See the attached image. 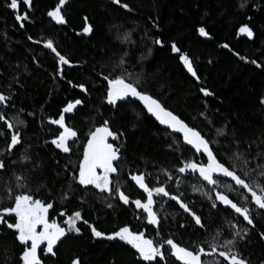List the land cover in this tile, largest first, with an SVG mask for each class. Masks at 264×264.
<instances>
[{
  "label": "trees",
  "instance_id": "16d2710c",
  "mask_svg": "<svg viewBox=\"0 0 264 264\" xmlns=\"http://www.w3.org/2000/svg\"><path fill=\"white\" fill-rule=\"evenodd\" d=\"M6 3L8 0H0V93L11 95L12 104L6 108L0 105V114L15 124V114L19 113L25 124L18 126L23 144L13 149L15 155H9V132L0 122V132L5 134L0 135V159L6 161V169L0 171V208L9 203L6 189L11 188L12 195L18 191L15 172L26 177V190L35 198L60 202L69 215L80 211L83 219L99 231L108 234L134 225L131 211L117 200L109 194L87 193L69 176L78 172L89 132L107 119L112 131L123 133L116 141L120 163L111 178L113 183L117 178L119 184L126 183L128 172H144L152 183L166 184L172 194L180 195L202 217L205 227L196 228L174 201L166 202L160 214L162 238H172L190 248L198 244L210 248L209 242L217 233L220 239H229L232 222L241 223L232 210L211 208L204 193L214 198L213 193L198 176H181L179 184L175 180L181 175L175 171L179 158H192L187 146L176 140L178 134L160 125L138 101L118 102L117 108L105 104L106 82L102 75L122 74L116 65L126 52V79L197 128L212 142L220 160L227 162L237 149L233 141H239V150L249 158L250 166L256 167L264 162L259 157L252 161L257 152H264V105L259 103L264 97V0H247L244 8L238 6L244 0H121L128 5L127 10L111 0H67L61 9L64 25L54 24L46 15L59 0H32L30 22H25L23 29ZM20 5L16 14L27 9L22 0ZM85 17L92 27L89 35L82 32ZM244 25L253 31L252 39L238 33ZM201 26L208 37L199 36L197 28ZM29 36L41 43H31ZM156 39L164 41V46L157 45ZM47 40L73 64L71 68L64 66L63 80L55 74L54 54L43 47ZM172 42L180 52H171ZM224 44L228 48L222 47ZM181 54L190 59L199 82L186 73L179 60ZM251 60L261 67L246 62ZM69 80L84 84L88 94L69 86ZM201 87L214 95L203 97ZM75 99H81L83 105L77 106L66 123L77 132V143L70 156L64 158L49 144L55 129L47 121L57 119L61 109ZM217 128H224L226 135H218ZM21 152L30 161L21 162ZM165 172L173 179L168 180ZM194 184H200L201 190L194 191ZM65 191L67 199L63 198ZM105 197L111 199L113 208L106 207ZM239 197L241 193L236 192L237 200ZM244 206L249 207L255 227L248 229L238 224L240 230H248V235L245 243L238 242L241 245L237 248L249 264H259L264 260V242L260 239L264 234V211L248 202ZM78 227L80 235L70 233L54 250L56 256L41 258L42 264H71L76 258L81 264H140L128 245L120 241H93L86 224L79 222ZM22 248L13 231L0 225V264H19Z\"/></svg>",
  "mask_w": 264,
  "mask_h": 264
},
{
  "label": "snow or ice",
  "instance_id": "6c2138e0",
  "mask_svg": "<svg viewBox=\"0 0 264 264\" xmlns=\"http://www.w3.org/2000/svg\"><path fill=\"white\" fill-rule=\"evenodd\" d=\"M66 2L67 0H59L55 8L46 13L57 25L66 24V20L61 12L62 6ZM111 2L119 4L121 8L128 9V5L121 3V0H111ZM246 3L247 0H244V3L238 6L244 8ZM22 4L27 6L23 14H16L21 6L20 0H8V3L5 5L6 8L13 10L14 18L21 29L25 27V22H30L28 13L32 10V0H22ZM84 19L85 24L82 32L84 35H89L92 32V27L87 22V17ZM248 19H251V17ZM197 32L201 37L209 36V33L203 26L198 27ZM238 33L246 35L249 39H252L254 35L251 28L247 25L241 26L238 29ZM27 39L33 44L41 43V41L34 40L31 36L27 37ZM155 43L161 47L164 46V41L161 39H156ZM43 47L54 54L56 60L55 74L63 80L64 66L71 68L73 67L72 62L57 51L51 40L44 41ZM222 47L228 48V45L224 44ZM171 52H180L175 42L171 43ZM126 55V52L123 53L116 65V67L121 69L122 74L113 77L102 75V80L106 82L103 102L112 108H117L119 106L118 102L128 101L129 99L138 101L143 106V110L151 117H154L160 125L165 126L170 133L178 134L176 140L182 141L183 145L187 146L186 150L192 153V158H179V166L175 168V171L181 175L175 177L177 184L181 182V176H187L188 174L198 176L199 181L203 182L215 194L213 198L208 193H204L211 201V208L216 209L218 204L226 206L238 218H242V221L246 222L248 226L254 228V218L250 213L249 207L234 202L227 193L240 192L242 190V200L255 205L256 209L264 210V162L258 164L256 167H251L249 158L243 151L239 150V141H233L237 145V149L228 157L227 162L220 160L214 152L212 142L197 128L190 126L178 115L163 107L159 100L139 90L136 83L125 78V74H123V66L125 64L123 56ZM240 59L244 60V57H240ZM179 60L187 72L199 82V77L188 56L181 54ZM246 62L254 64L257 68L261 67L255 60ZM67 83L71 87L78 88L80 92L88 94V89L84 84L76 85L71 80L67 81ZM199 91L203 97H212L214 95L206 87H201ZM259 103L264 105V97L260 99ZM10 104H12V96L0 93V105L6 108ZM82 105L83 101L81 99L69 101L61 109L57 119H48L47 121L49 124L58 126V135L51 139L50 143L62 153H70L71 146L69 141L75 143L77 139V132L68 126L65 114H72L77 109V106ZM15 115L17 119L14 124L6 115L0 114V122H3L8 132L11 133L10 141L7 142V152L9 155H15L13 149L23 144L18 126H23L25 121L19 119V113ZM28 115L31 116L32 113H28ZM201 115L203 116V113ZM216 133L220 136L226 135L224 128H217ZM0 135L5 134L0 132ZM122 136L123 133H116L110 129L107 119L100 126H96L94 130H91L86 144L83 145L82 159L79 160L78 172L69 173L71 181L74 184H78L81 188L86 189L88 186H91L99 193H107L111 198H118L125 206L134 205L135 209L142 213V215L137 216V219L144 220L147 226L159 229L161 219L155 207L158 203L155 198H162L174 201L179 206V209H182L195 222V225L204 228L205 225L202 222V217L184 202L180 195L172 194L162 183L158 186H149L146 183L148 174L144 172L132 173L130 175L131 181L141 190L142 198L130 201L129 197L118 186L119 178L113 183L110 177L117 173V167L114 166V162L120 160V148L115 147L110 140L119 141ZM176 140L173 142L175 143ZM46 143L48 142L46 141ZM176 151H180V149L177 148ZM258 157L264 159V152H257L256 156L252 157V161H255ZM19 160L27 162L30 161V157L25 152H21ZM10 163L15 164L16 161H10ZM5 169L6 161L0 159V170ZM25 171L28 170L25 169ZM164 175L168 180L173 179L167 172ZM13 176L15 187L18 191L15 195H12V189H6V198L9 200V203L7 206L0 208V225L12 230L15 240L19 245L23 246L18 257L19 264H42L41 257L38 255V249L54 256L53 249L57 245V242L62 241V238H65L70 233L80 235L81 229L77 226L78 222L87 225L93 241L98 239L120 241L130 246L131 249L135 250L140 264H248L247 259L242 256L236 246L238 242L244 241L248 235L246 228L232 232L231 238L225 239L219 244L217 241L220 240V234L217 233L213 237V240L209 242L211 252H205L203 247H185L174 242L172 238L161 239L160 241L147 238L143 231H132L127 225L106 234L97 230L87 220H84L80 211H75L68 216L63 221L64 226H62L55 219L51 221L49 219V209L53 208V203L35 198L30 190H26L28 185L26 177L23 174H16L14 172ZM220 177L227 178L231 183H223L218 179ZM221 188L226 189V191H221ZM193 190H201L200 184H194ZM63 198H68L67 191H65ZM104 199L106 207L113 208L111 199L108 197ZM159 207L164 208L165 205L160 203ZM60 215L64 216L65 213L61 212ZM261 215H264V213H261ZM10 220L12 222H9ZM180 227H184V225L181 224ZM231 227L236 228L237 224H232ZM156 234L159 236V231ZM260 239L264 240V234L260 235ZM41 245L46 246L41 248ZM218 247L221 250L217 251ZM212 255H218L222 259L219 261H206L203 259L205 256ZM71 264H81V262L76 258L72 260Z\"/></svg>",
  "mask_w": 264,
  "mask_h": 264
},
{
  "label": "flooded vegetation",
  "instance_id": "af4514ba",
  "mask_svg": "<svg viewBox=\"0 0 264 264\" xmlns=\"http://www.w3.org/2000/svg\"><path fill=\"white\" fill-rule=\"evenodd\" d=\"M47 18H49L48 16H47ZM50 19V18H49ZM50 21H52L51 19H50ZM54 24H55V22L54 21H52ZM75 111V110H74ZM73 115V113L72 114H65V117L67 118V117H71ZM53 127H54V132H53V135H52V137L50 138V139H53L56 135H58V126H56V125H53ZM8 131V130H7ZM10 136H11V133H9V141H10ZM50 141L51 140H49V144L51 145V143H50ZM110 142H112L113 144H114V146L115 147H117V144H116V141H111L110 140ZM76 143H77V140H76V142L75 143H72L71 141H69V144H70V146H71V151H70V153H62V152H60L58 149H56L55 148V146L54 145H51V147H52V149L55 151V152H57L58 154H60L61 155V157H64V158H68L69 156H70V154L75 150V145H76ZM119 148V147H118ZM198 159V158H197ZM202 162V161H201ZM120 163V160L118 161V162H114V166H118V164ZM132 173H137V172H128L127 174H126V183L125 182H122L121 184H119L118 186L121 188V190L125 193V195H127L128 197H129V199H130V201L131 200H134V199H137V198H142V192H141V190L135 185V183L133 182V181H131V179H130V175L132 174ZM115 175V174H114ZM113 176V175H112ZM112 176L110 177V179L112 178ZM221 179H225L227 182H224V183H226V184H229V183H231L227 178H223V177H220ZM146 183H148L149 184V186H158L159 184H154V183H152V180H151V177H149V176H147V179H146ZM165 187H166V189L168 190V188H167V185L166 184H163ZM110 187H111V185H110ZM82 190H86V192L87 193H90V191H95V193H97V194H100V195H102V193H99L97 190H95L94 188H92L91 186H88V188H82ZM169 191V190H168ZM222 191H226V189H223ZM242 192V190L240 191V193ZM103 194H107V193H103ZM215 194L213 193V196H214ZM228 195H229V197L231 198V199H233V201L234 202H237L238 204H242V205H246V202L247 201H244V200H242L241 199V197H239V199L237 200V198H236V192H228ZM244 195H247V194H244ZM38 199H40V198H38ZM113 199H115V200H117L118 201V203L123 207V208H126V209H128V210H130L131 211V214H132V216L134 217V219H133V224L134 225H131L130 226V229L132 230V231H136V232H139V231H143L144 233H145V235H146V237L147 238H150V239H155V240H157V241H160L161 239H167V238H162L163 236H162V233H163V229H162V226H163V220H162V217H161V209H163V208H160L159 207V204L160 203H163V204H165L166 202H168L169 200H166V199H162V198H155L157 201H158V203H157V205L155 206L156 207V210H157V212H158V214H159V216H160V219H161V225H160V227H159V229H157V228H154V227H152V226H147L146 225V222L144 221V220H141V219H137V216L138 215H142V213L141 212H138V210H136L135 209V207H134V205H129V206H125V205H123L119 200H118V198H113ZM250 199V198H249ZM42 201H44L43 199H41ZM44 202H46V201H44ZM218 203V202H217ZM249 203V202H248ZM252 205V204H251ZM176 206H177V204H176ZM218 206H220L221 208H223V209H228V210H231V209H229V208H227L226 206H222V205H219L218 204ZM252 206H254L255 207V205H252ZM262 211H264V210H262ZM61 212H64L65 213V215L64 216H61L60 215V213ZM232 212V211H231ZM234 215H236L235 213H233ZM68 216H70L69 214H68V211H67V209H63L62 208V204L60 203V202H58V203H56L55 202V204L53 203V208H51V209H49V219H50V221L52 220V219H55L56 220V222L58 223V224H61L62 226H64L63 225V221L68 217ZM237 217V216H236ZM238 218V217H237ZM238 219H240V221H241V223L240 222H236V221H233L232 222V224H237V227L236 228H230V233L229 234H231L232 232H234V231H240V228L238 227V224H243L244 225V227H247L248 229H250L252 226H248L247 224H246V222H243L242 221V218H238ZM79 223V222H78ZM192 223L194 224V226L196 227V228H199L200 229V227L199 226H197V225H195V222L194 221H192ZM78 226V225H77ZM243 227V229H245ZM157 231H159V233H160V235L158 236L156 233H157ZM69 236V234L66 236V237H68ZM65 237V238H66ZM65 238H62V241L65 239ZM231 238V237H230ZM246 238H247V236H246ZM246 238H245V240H244V243H245V241H246ZM222 240H223V238H221ZM220 239V241H222ZM62 241H59V242H57V245L54 247V249H53V251L58 247V245L62 242ZM175 242V241H174ZM242 242V241H241ZM263 242H264V240H263ZM123 243V242H122ZM178 244H180V243H178ZM180 245H182V246H185V247H187L185 244H180ZM241 244L239 243V244H237L236 246L239 248V246H240ZM263 245H264V243H263ZM46 245H41V247H45ZM197 246H199V247H203L204 248V250H205V252H211V248H206L205 247V245H200V244H198ZM130 247V246H129ZM131 248V247H130ZM190 248V247H189ZM133 251H134V249H132ZM219 250H221L219 247H218V249H217V251H219ZM240 250V249H239ZM54 253H55V255L53 256L52 254H50V253H44V252H42V251H38V255L42 258V259H45V258H47V257H55L56 256V252L54 251ZM241 253V252H240ZM243 256V255H242ZM136 258H137V254H136ZM172 259H174V258H172ZM203 259H205L206 261H210V260H216V261H219V260H221L222 258L221 257H219L218 255H212V256H205V257H203ZM249 264V263H248ZM259 264H264V260H261L260 261V263Z\"/></svg>",
  "mask_w": 264,
  "mask_h": 264
},
{
  "label": "water",
  "instance_id": "95a60500",
  "mask_svg": "<svg viewBox=\"0 0 264 264\" xmlns=\"http://www.w3.org/2000/svg\"><path fill=\"white\" fill-rule=\"evenodd\" d=\"M185 69V68H184ZM185 71H186V73L189 75V76H191V74H189L188 72H187V70L185 69ZM192 77V76H191ZM193 78V77H192ZM195 79V78H194ZM1 171V170H0ZM134 252H135V250H134Z\"/></svg>",
  "mask_w": 264,
  "mask_h": 264
}]
</instances>
